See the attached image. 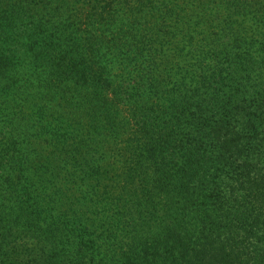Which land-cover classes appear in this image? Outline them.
<instances>
[{
	"label": "trees",
	"instance_id": "trees-1",
	"mask_svg": "<svg viewBox=\"0 0 264 264\" xmlns=\"http://www.w3.org/2000/svg\"><path fill=\"white\" fill-rule=\"evenodd\" d=\"M0 264H264V0H0Z\"/></svg>",
	"mask_w": 264,
	"mask_h": 264
}]
</instances>
